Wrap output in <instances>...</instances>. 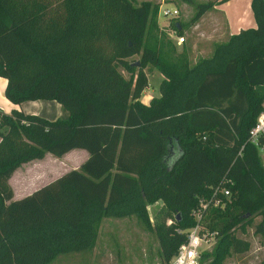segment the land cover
<instances>
[{"label":"trees","instance_id":"16d2710c","mask_svg":"<svg viewBox=\"0 0 264 264\" xmlns=\"http://www.w3.org/2000/svg\"><path fill=\"white\" fill-rule=\"evenodd\" d=\"M217 1L198 3L191 22ZM251 7L256 27L190 64L185 49L166 50L151 0H0L7 97L55 99L63 109L55 119L0 111V264H50L93 250L103 217L133 214L156 231L168 264L186 241L178 228L196 224L192 211L220 183L232 193L210 204L204 224L218 234L203 257L223 264L249 249L238 231L261 215L256 232L264 233V164L249 141L264 110V0ZM140 52L139 64L127 60ZM149 64L164 78L160 95L145 103ZM74 148L89 152L79 169L14 197L19 166ZM158 199L176 212L171 224L151 220L148 203Z\"/></svg>","mask_w":264,"mask_h":264},{"label":"rangeland","instance_id":"374dc122","mask_svg":"<svg viewBox=\"0 0 264 264\" xmlns=\"http://www.w3.org/2000/svg\"><path fill=\"white\" fill-rule=\"evenodd\" d=\"M140 3L144 0H134ZM158 5L156 16L157 32L165 37V46L172 55L181 54L185 49L189 56L190 64L195 63L200 57L211 55L215 46L229 39L228 34H222V26L210 28V34H202L201 30L194 27L192 17L197 11L196 5L200 2L209 0H151ZM218 2V1H217ZM235 1L233 0L232 3ZM175 8L179 10V16H165L162 8ZM247 0H238L233 4L234 15L236 17H248L253 15L251 10L247 9ZM218 12V10H217ZM220 12V11H219ZM211 14V12H210ZM225 15V14H224ZM222 14V17H224ZM256 20V19H255ZM178 22H183V32L186 34L184 44H177ZM156 31V30H155ZM211 32L215 36L211 37ZM222 34V35H220ZM141 52L135 53L127 58L128 61H140ZM147 74L151 89L145 88L144 98L147 94L158 95L160 92V82L163 74L153 64H149ZM123 72L128 75L125 68ZM58 157V156H56ZM260 162L264 164V151L260 150ZM14 187L17 190V196L23 197L32 191V188H38V184H26L22 186L19 180L14 179ZM30 185V186H29ZM13 186V185H12ZM13 187V188H14ZM31 188L29 192L20 193L21 188ZM15 197V198H18ZM148 213L152 221L160 218L174 219L175 211L170 209L168 204L162 199L148 203ZM262 216L254 217V223L248 228L246 233L238 231L239 235L250 240V247L246 251H232L223 264H264V233L256 232V225L261 221ZM210 248L209 251L213 249ZM210 259L201 255L199 264H207ZM50 264H162L160 257V241L155 230L148 228L144 222L136 215L124 216H105L102 218L98 229L97 243L93 250L82 252H70L58 255Z\"/></svg>","mask_w":264,"mask_h":264},{"label":"crops","instance_id":"0c3cea01","mask_svg":"<svg viewBox=\"0 0 264 264\" xmlns=\"http://www.w3.org/2000/svg\"><path fill=\"white\" fill-rule=\"evenodd\" d=\"M232 1L233 0H224V1L218 0V2L214 5L212 9L206 11L202 15V17L197 22H195L194 24L195 29L198 28L201 30L202 34L209 35L210 28L212 29L217 26H222V28H224L222 34L223 33L226 35L228 34L229 37L232 34L238 33L242 28L256 27L257 21L255 20V16H252V14H250L248 17H244V16L236 17L234 15L233 4L238 0H234L235 1L234 3H232ZM247 1H248L247 9L252 11V7H251L252 0H247ZM222 14L223 15L225 14L224 17H222ZM178 27L179 28L181 27L180 22H178ZM212 36H215V32H211V37ZM176 38H178V36H176ZM163 78H164V74H163ZM7 84H8V80L0 75V111L4 110L10 112L13 109H18L25 113L40 114L50 119H55L62 114L63 112L62 104L55 99L25 100L21 103H14L6 95L5 90ZM146 88L151 89L152 85L148 84ZM144 92L145 89L142 92V95H144ZM142 95H141V100L145 103H149L154 96H159L160 92L158 95L147 94L146 98H144V96ZM88 157H89V152L84 148H74L60 157H56L51 153H47L46 156L42 159H33L19 166L11 176L10 183L14 187L13 181L14 179H16L19 180V183L25 187L26 184H38V183H41L42 186L54 180L55 178L62 175L68 170L79 169L82 163ZM30 189L31 188L29 187L21 188L20 193L26 191L29 192ZM35 189L37 188L34 189L32 188V191L30 193H32ZM17 194H18L17 190L14 187V197H18ZM18 198H20V196Z\"/></svg>","mask_w":264,"mask_h":264},{"label":"built area","instance_id":"2783aa9c","mask_svg":"<svg viewBox=\"0 0 264 264\" xmlns=\"http://www.w3.org/2000/svg\"><path fill=\"white\" fill-rule=\"evenodd\" d=\"M165 16L177 17L179 16L178 9H171L168 7L161 9ZM177 43L182 44L186 41L185 34L177 35ZM264 110L258 115L257 121L250 128L249 141L256 144L260 150L264 151ZM244 146H242L243 148ZM241 153V150H240ZM230 187L223 183L217 185L211 198H201L200 204L192 211L196 219V224L187 230L178 228L179 232L186 231V241L183 242L175 255L171 258L168 264H199V259L204 251L210 250L217 241V230H210L205 224V216L208 213L210 204L219 205L221 203L220 194L226 197L231 195ZM173 219H169L168 223L171 224Z\"/></svg>","mask_w":264,"mask_h":264},{"label":"water","instance_id":"95a60500","mask_svg":"<svg viewBox=\"0 0 264 264\" xmlns=\"http://www.w3.org/2000/svg\"><path fill=\"white\" fill-rule=\"evenodd\" d=\"M136 63H137V64H139L140 62H139V61H137ZM179 219H180V217H178V220H179Z\"/></svg>","mask_w":264,"mask_h":264}]
</instances>
